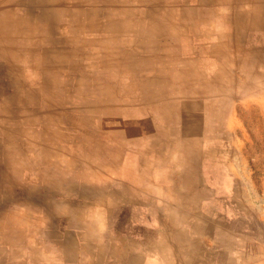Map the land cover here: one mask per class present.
<instances>
[{"label": "crops", "instance_id": "crops-1", "mask_svg": "<svg viewBox=\"0 0 264 264\" xmlns=\"http://www.w3.org/2000/svg\"><path fill=\"white\" fill-rule=\"evenodd\" d=\"M30 1L0 0V264H264V0Z\"/></svg>", "mask_w": 264, "mask_h": 264}, {"label": "rangeland", "instance_id": "rangeland-1", "mask_svg": "<svg viewBox=\"0 0 264 264\" xmlns=\"http://www.w3.org/2000/svg\"><path fill=\"white\" fill-rule=\"evenodd\" d=\"M32 1L25 0V4H30ZM261 116V115H260ZM258 117L255 116V120ZM254 122H250L244 131L246 136L241 138V148L245 150L246 160L240 165L245 173H264V123L262 128H254ZM256 127V126H255Z\"/></svg>", "mask_w": 264, "mask_h": 264}]
</instances>
